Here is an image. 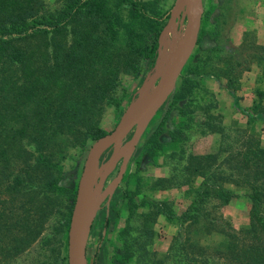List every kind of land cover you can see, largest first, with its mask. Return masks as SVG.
Instances as JSON below:
<instances>
[{
  "label": "trees",
  "instance_id": "1",
  "mask_svg": "<svg viewBox=\"0 0 264 264\" xmlns=\"http://www.w3.org/2000/svg\"><path fill=\"white\" fill-rule=\"evenodd\" d=\"M58 1L47 7L42 0H0V168H8L15 157L22 161L8 188L28 195L38 223L53 212L63 217L62 222L57 220L56 231L68 226L75 199V191L61 182L56 151L63 145L85 146L104 134L100 118L105 105L121 101L117 92L121 73L137 72L140 61L155 58L168 16L160 11L158 0ZM192 84L191 76L182 77L173 99L186 97L191 102L194 96L186 95ZM210 107L203 118H194L193 109H183V114L194 118L200 133L219 131L223 139L228 138L219 115ZM191 128L183 122L170 131L171 138L177 139L170 156L184 173L179 183L188 185L190 200L177 213L168 200L143 198L144 208L132 234L138 203L130 197L129 219L123 228L130 237L124 240V264H165L174 256L182 264H264V145L260 137L237 131L232 142H223L217 151L199 153L189 149ZM160 129L159 125L149 135L151 149L159 147ZM222 151L228 154L219 158ZM196 177L200 181L193 184ZM229 184L246 187L250 201L249 221L239 230L219 211L238 193ZM159 215L177 225L163 257L150 249ZM10 219L8 210H0V227H10ZM24 228L21 247L39 233L31 224ZM193 228L220 233L222 238L216 247L208 248L187 234L183 237ZM12 249L14 244L3 250L0 264H10L6 257Z\"/></svg>",
  "mask_w": 264,
  "mask_h": 264
},
{
  "label": "rangeland",
  "instance_id": "2",
  "mask_svg": "<svg viewBox=\"0 0 264 264\" xmlns=\"http://www.w3.org/2000/svg\"><path fill=\"white\" fill-rule=\"evenodd\" d=\"M42 2L47 7L59 4L58 0ZM173 3L174 0H158L160 11L168 16ZM201 5L197 43L182 67L173 91L153 114L132 148L121 180L99 205L88 236L86 264H124V240H129L130 237L123 228L129 219L130 197L138 203L134 208L137 212L131 221L132 234H135L139 223L137 215L144 208L141 204L143 198L168 200L177 213L188 204V185L179 183L180 176L184 173L178 171L177 160L170 156L171 151L177 148V139L170 136L174 127L181 126L183 122L192 125L188 142L189 149L194 152H215L223 142H232L237 131L259 136L264 145V113L260 111V108L264 110V0H201ZM186 22V14L182 10L176 20V30L180 37ZM163 38L164 56L169 41L166 37ZM163 56L160 57L157 47L155 58L152 61H140L141 67L137 72L121 73L117 91L121 95V101L119 105H105L99 122L102 132L106 133L115 126L128 104L138 96L143 82L161 67ZM187 75L193 78V84L186 96H194V101L187 102L186 97L176 101L173 97L180 87L181 78ZM154 83L155 80L150 81L146 90H150ZM210 104L209 110L219 115L226 134H229L228 138L223 139V133L219 131H198L193 119L205 117L204 110ZM183 109H193L194 118L189 120L190 114L185 117ZM159 125V147L151 149L148 138ZM133 132L134 128H131L102 152L93 181V187L98 190L96 195L117 176ZM94 140H88L85 146L63 145L56 151L55 158H58L62 171L61 182L74 190L75 194L85 157ZM227 154L228 151H222L219 158ZM21 168L22 161L17 157L8 168H0V210H8L11 216L9 223H12L10 227H0V260L4 255L3 250L9 244H14L15 251L12 249L11 255L6 257L10 264H68L69 223L63 230L56 231L57 222L63 221V217L56 212L38 223L34 205L27 201L28 195L15 194L8 188L9 178ZM199 181L200 177H196L193 184H198ZM229 186L238 193L221 206L219 211L233 229L239 230L249 221L250 201L245 195L246 187L233 184ZM62 210L65 211L63 207ZM25 224L33 225L39 229V233L29 245L21 247ZM153 229L156 234L150 249L157 257H163L168 252L177 225L159 215ZM186 234L195 242L208 244V248L216 247L222 238L220 233L208 234L201 228H193L183 237ZM174 258L175 256L169 258L165 264H182V261Z\"/></svg>",
  "mask_w": 264,
  "mask_h": 264
},
{
  "label": "water",
  "instance_id": "3",
  "mask_svg": "<svg viewBox=\"0 0 264 264\" xmlns=\"http://www.w3.org/2000/svg\"><path fill=\"white\" fill-rule=\"evenodd\" d=\"M182 10L185 11L187 22L183 35L180 37L176 30V20ZM201 13V0H174L159 36V55L162 53L161 37H166L169 41L167 53L164 56L162 54L164 58L161 67L143 82L138 96L128 104L115 126L96 138L90 145L79 177L70 216L67 238L68 264H86L88 236L99 205L121 180L132 148L145 131L153 114L173 91L181 69L197 43ZM154 80V85L147 91L146 85ZM143 91L145 93L141 97L140 94ZM131 128H134V132L123 154V161L117 176L100 194H91L102 152Z\"/></svg>",
  "mask_w": 264,
  "mask_h": 264
},
{
  "label": "bare ground",
  "instance_id": "4",
  "mask_svg": "<svg viewBox=\"0 0 264 264\" xmlns=\"http://www.w3.org/2000/svg\"><path fill=\"white\" fill-rule=\"evenodd\" d=\"M164 44H165V39L161 37V39H160V46L162 47V46H164ZM162 51H163V49H162ZM160 55H161V57H162V53H161ZM144 93H145V91H143V92L140 94V96L142 97V96L144 95ZM97 191H98L97 188L94 187L93 190H92V192H91V194H95Z\"/></svg>",
  "mask_w": 264,
  "mask_h": 264
}]
</instances>
